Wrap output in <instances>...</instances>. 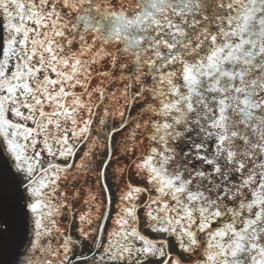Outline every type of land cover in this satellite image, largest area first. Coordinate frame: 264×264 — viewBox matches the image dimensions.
I'll return each mask as SVG.
<instances>
[{"label": "snow or ice", "instance_id": "6c2138e0", "mask_svg": "<svg viewBox=\"0 0 264 264\" xmlns=\"http://www.w3.org/2000/svg\"><path fill=\"white\" fill-rule=\"evenodd\" d=\"M0 264H264V0H0Z\"/></svg>", "mask_w": 264, "mask_h": 264}]
</instances>
